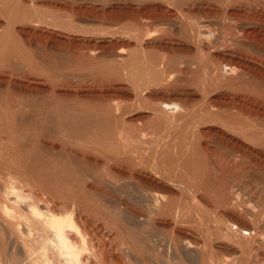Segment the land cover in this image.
Masks as SVG:
<instances>
[{
  "label": "bare ground",
  "instance_id": "6f19581e",
  "mask_svg": "<svg viewBox=\"0 0 264 264\" xmlns=\"http://www.w3.org/2000/svg\"><path fill=\"white\" fill-rule=\"evenodd\" d=\"M32 1L0 0V256L243 264L264 208L230 195L264 193V0Z\"/></svg>",
  "mask_w": 264,
  "mask_h": 264
},
{
  "label": "rangeland",
  "instance_id": "374dc122",
  "mask_svg": "<svg viewBox=\"0 0 264 264\" xmlns=\"http://www.w3.org/2000/svg\"><path fill=\"white\" fill-rule=\"evenodd\" d=\"M3 1L8 2L9 0H7V1H6V0H2V2H3ZM23 1H24V2H23ZM22 2H23L24 4L26 3L27 5L29 4L30 6H31V5H36V6H37V4L42 5L41 2L37 3V2H35V1L33 2L32 0H22ZM31 3H32V4H31ZM31 7H35V6H31ZM30 9H31V8H30ZM1 18H2V19H1ZM3 18H4V17H2V15H0V34H1L3 31H6V30H7V27H6V26H7V21H6L5 18H4V20H3ZM4 26H5V27H4ZM5 29H6V30H5ZM13 29H14L15 31L18 30V31H16L17 33L21 30L20 32H21L22 34L24 33V31H26L25 26L22 27V25L20 26V25H18V23H17L16 25L13 26ZM22 30H24V31H22ZM20 32H19V33H20ZM37 48H38L39 50H38ZM35 49H37L39 52H42V51H43V52L45 51V53L48 52V53H46V54H48V56L50 55V57L53 56V58L56 57L55 59L58 58L57 61H56L55 59H53V60L56 61L57 65H62V64H64V63L66 64L67 62H69V60L71 59V58H69V57H71V55L73 54L72 52H68L69 55H70V53H72V54L69 56V55L66 54L67 51H68L67 49H65L66 51H65L64 49L60 50L61 48L56 50L54 47H51V49H50V47H49L47 50H44V49H41V48H39V47L37 46V47H35ZM40 50H41V51H40ZM52 51H53V52H52ZM69 51H70V50H69ZM43 52H42V53H43ZM61 52H62V53H61ZM49 53H50V54H49ZM52 54H53V55H52ZM55 54H57V55H55ZM62 54H63V55H62ZM51 55H52V56H51ZM66 55H67V56H66ZM75 55H77V56H78V59H79L80 54H78V52H77V54L75 53ZM77 56H75V57H77ZM63 57H64L66 60L69 58V60H67V62H65V61H64L65 59H64ZM60 58H61L62 60H61ZM63 59H64V60H63ZM76 59H77V58H76ZM62 61H63L64 63H61ZM59 62H60L61 64H60ZM65 64H64V65H65ZM103 65H104V64H103ZM14 67H15V68H14ZM14 67H12V69H13L12 71H14V70H15L14 72L18 71L19 66H16V65H15ZM65 71H67V70H65ZM65 71H63V74H64L65 76H64L63 74L61 75V76H63L62 78H64V77L67 76V77H71V79H74V80H76L77 82H81L80 80H82L83 82H84V81H87V77H85V76H87L86 74H85V75H78V76H80V77H81V76H82V77H85V80H83L84 78L81 77V79H80V78L77 79V77H78L77 75L72 77V76H70L71 74H70L69 71H68L69 74H68L67 72H65ZM3 76H4V74H3L2 72H0V94H1V91L4 90V88H3V87H5V83H4V82H6V80H7V78H8V76H6V75H5V76H6L7 78H6V77H3ZM67 77H66V78H67ZM75 77H76V79H75ZM5 78H6V79H5ZM13 78H14V77H11L12 80L10 79V81H11L12 83H15V81H13V80H16V82H17V81H18V82L20 81V80H18L17 78H15V79H13ZM1 80H2V81H1ZM8 80H9V78H8ZM78 80H79V81H78ZM15 84H18V83H15ZM19 84H22V83L19 82ZM38 89L45 90L46 87H44V86H40ZM46 90H47V89H46ZM57 91H58V90H57ZM57 91H56V93H57ZM17 92H18V93H22V94L24 93L22 90H21L20 92H19V90H18ZM58 92L61 93V94H63V93L60 92V91H58ZM2 93H3V92H2ZM59 93H57V94H59ZM2 95H4V93H3ZM2 95H0V96H1L0 98L3 99V100L1 101V99H0V103H1V106L3 107V106H4L3 103L5 102V100H4V97H3ZM23 95H24V94H23ZM25 96H26V95H25ZM3 101H4V102H3ZM2 107H1V109H2ZM0 111H1V112H2V111H3V112L5 111L6 113L8 112V111L5 110L4 108H3V110H0ZM5 112H4V113H5ZM1 114H2V113H1ZM142 114H143V113H142ZM145 114H146V113H145ZM145 114H144V115H145ZM3 115H4V114H2L1 116H3ZM138 115H140V114H138V113L135 112V113H133V114H130L131 117H128V118H133V116H134V118H137ZM135 116H137V117H135ZM202 129H206V128L203 127ZM55 146H56V145H55ZM226 154H228V153H226ZM224 155H225V154H224ZM230 155H231V154L229 153V155H225L224 158L227 157L226 159H229V158L231 157ZM2 159H3V158H2ZM2 161H3V160H2ZM4 161H7V160L4 159ZM4 161H3V162H0V166H1V167H0V171L3 169V170H2L3 172H2V173L0 172V176H1V177H4V174H5V177H7L8 174H9V173L7 174V172H9V170H10V169L7 170V168H6L7 166L4 165V164H6L7 162L4 163ZM3 163H4V164H3ZM1 164H2V165H1ZM8 168H9V167H8ZM4 171H5V172H4ZM229 193L231 194V192H229ZM229 193H228V194H229ZM230 194H229V195H230ZM234 194H235V193H234ZM254 194H256V196H255ZM258 194H259V195L261 194V196H259ZM249 195H250V197H248ZM249 195H248V196H247V195H241V196H238V195H237V196H236V194H235V195H233V197L230 195V198H232L233 200H234L235 197H236L235 200L237 199V197H240L241 199L243 198L242 200H243V201L245 200V202H243V203L245 204L244 206H245V207L247 206V208H248V210H247V208H246L247 211L250 210L249 213H251L252 211H253V213H254L255 211H256V212H260V209H261L262 207L264 208V196H263L264 193H253V194H249ZM251 195H252L253 197H252ZM245 196H246L247 198H246ZM216 197H218V195L215 196V197L213 196V198H212V195H211V196L208 197L207 199H206V198L203 199V201L205 200L207 203H206L205 201L203 202L202 200H201V202H202L203 204H206L205 206H208V207H209V208L207 207L208 209H210L211 211L215 212V211H216V208H217L219 205H221V204H220V200H219V198H217L218 201L215 200ZM223 197H225V198L228 197V199H230L229 196H227V195H225V194L223 195ZM209 198H210V200H208ZM248 198L250 199V201H249ZM252 198H253V201H251ZM254 198H256V199H254ZM232 199H231V200H232ZM259 199H260V200H259ZM0 200H1V196H0ZM207 200H208V201H211L212 203H211V202L208 203ZM213 200H214L215 203H213ZM247 200H248V201H247ZM216 201H217V203H216ZM250 202H251V204H250ZM259 202H260V203H259ZM210 203H211V204H210ZM247 203H248V204H247ZM252 203H253V204H252ZM261 203H262V204H261ZM212 204H213V205H212ZM254 204H255V205H254ZM250 205H251V207H249ZM212 206H213L214 208H212ZM261 206H262V207H261ZM210 207H211V208H210ZM245 207H244V208H245ZM254 207H255V208H254ZM260 207H261V208H260ZM249 208H250V209H249ZM251 208H252V209H251ZM212 209H213V210H212ZM220 211H221V209H220ZM220 211H219V212H220ZM261 211H262L261 214H263V217L261 216L262 218H260V220L257 221V222L259 223V225H258V226H259V229L262 230V231H261V236L258 237V240H259V241H258V242L256 241V243H255V245H254V246H256V247H253V245H251V246H248V247L245 249L246 251H244V253L246 252L248 255H247L246 253H245V254L243 253V257H244V258L242 259V260H243V261H242L243 264H252V263L255 264L256 262H257L256 264H264V262H262V261L264 260V253L261 252V251L264 252V244L262 243L264 240L261 241L262 238H264V235H263V234H264V229H263V228H264V224H263V223H264V222H263V221H264V209H263V210L261 209ZM221 213H222V212H221ZM1 218H2V217H0V249L2 248V246L6 245L5 243H7V242L9 241L7 244H8V247H9L10 244H13V245H10V247H9V249L12 250V247L14 246V242H13L14 237L9 236V235L6 233V231H4L5 228H4L3 223H2V222H4V220H3V218H2V219H1ZM214 219H215V218H214ZM214 219H212L213 221H212V220H211V221L214 222V223H215V222L218 223L217 226H216L214 223H212V222L210 223V226L213 224V225L215 226L216 230H217V229L219 228V227H218V226H219V223H220L222 220H217V219L214 220ZM262 220H263V221H262ZM1 224H2V225H1ZM213 225H212V227L209 226V227H210V230H211V229L213 230V227H214ZM220 225L223 226V223H221ZM224 225H225V224H224ZM217 227H218V228H217ZM260 227H261V228H260ZM215 228H214V231H216ZM19 229H22V226H21V227L19 226ZM195 229H196V230H195ZM195 229H194V230H195L196 232H193V233L195 234V236H194L193 238L196 240V244H197V246H201V247H198V248H202V247L205 245V244H204L205 240H203V239H205V237L202 236V235H203V232H202V231L199 232V230H197L198 227L195 228ZM214 231H213V233H216V232H217V231H216V232H214ZM4 232H5V233H4ZM201 233H202V234H201ZM217 233H218V232H217ZM217 233H216V234H217ZM262 233H263V234H262ZM6 234H7V235H6ZM216 234H215V235H216ZM200 236H201V237H200ZM217 236H219V235L217 234L216 237H217ZM9 237L11 238V240H12V239H13V240L11 241L10 239H8ZM196 237H198V239H197ZM4 238H5V240H7V242H6V241H3ZM201 238H203V239H201ZM260 239H261V240H260ZM1 240H2V241H1ZM104 240L108 243V240H107L106 238H104ZM197 240H198V241H197ZM213 240H214V245H213L214 250L216 251V250L218 249L217 251H219V247H218V245H217V244L219 243V241H216L215 239H213ZM260 241H261V242H260ZM2 242H3V244H2ZM12 242H13V243H12ZM259 242H260V243H259ZM199 244H200V245H199ZM257 244H258V245H257ZM202 245H203V246H202ZM259 245H261V247H260ZM250 247H252V250L249 249ZM255 248H256V250H258L257 252H256ZM11 250H10V251H11ZM229 250H230V251H228L229 255H230V256L234 255V256H232V257H235V254H234V253H237V252H236L235 250H232V249H229ZM231 250H232V251H231ZM250 250H251V252H250ZM248 251H249V252H248ZM11 252H12V251H11ZM11 252H10V253H11ZM113 252H114V254H115V253H116V254L118 253V252H116V251H113ZM232 252H234V253H232ZM251 253H252V254H251ZM116 254H115V255H116ZM119 254H120V253H118V255H119ZM257 254H258V256H257ZM11 255H12V253H11ZM118 255H117V256H118ZM224 255H225V254H224ZM238 255H239V254L237 253V256H238ZM261 255H262V257H261ZM1 256H2V254H1ZM1 256H0V258H2L3 261H2V259H0V263H2V264H5V263H7V264H10V263H11V264H23L21 258L18 257V256H14V255H13V256L11 257L9 254H8L9 258H8V256H5V257H4V256L1 257ZM252 256H253V257H252ZM255 256H256V257H255ZM15 257H17V258H15ZM245 257H246V258H245ZM258 257H259V258H258ZM4 258H7V259H4ZM255 258H256L257 260H256ZM10 259H11V260H10ZM17 259H18V260H17ZM246 259H247V260H246ZM248 259H249V260H248ZM253 259H255V260H253ZM9 260H10V261H9ZM245 260H246L247 262H246ZM19 261H20V262H19ZM121 261H122V263L124 264V262H123V261H124V258H123ZM8 262H9V263H8ZM18 262H19V263H18ZM125 263H126V261H125Z\"/></svg>",
  "mask_w": 264,
  "mask_h": 264
}]
</instances>
